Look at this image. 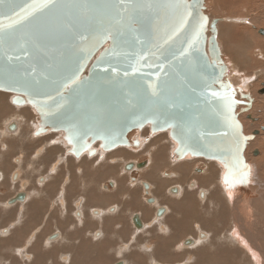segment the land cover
I'll use <instances>...</instances> for the list:
<instances>
[{"label":"water","instance_id":"95a60500","mask_svg":"<svg viewBox=\"0 0 264 264\" xmlns=\"http://www.w3.org/2000/svg\"><path fill=\"white\" fill-rule=\"evenodd\" d=\"M204 1L51 0L24 18L34 0H0V92L35 109L41 131L63 134L76 156L126 147L150 125L169 131L178 160L217 161L225 192L249 194L244 150L256 132L244 137L235 111L252 99L220 83L222 19L209 23Z\"/></svg>","mask_w":264,"mask_h":264},{"label":"flooded vegetation","instance_id":"af4514ba","mask_svg":"<svg viewBox=\"0 0 264 264\" xmlns=\"http://www.w3.org/2000/svg\"><path fill=\"white\" fill-rule=\"evenodd\" d=\"M0 106H1L0 107V146H1L0 147V264H24V263L29 264L30 261H31L30 264H36L38 262H39L38 264H43V263L44 264H57V263L63 264L64 262H65L64 264H68V263L70 264H98V263L99 264H115V263L117 264L118 263L119 264H140V262L141 264H174V263L176 264V261H179L180 259L189 260V261L184 262V264H203V262L205 261H209L212 263L213 260L216 261L218 260L217 258L222 256L221 252L219 251L220 249H218V247L215 246L214 244L210 245L209 247L203 245L205 243V240H207V238L209 237L208 235L210 234L207 232L208 229H205V227L200 226L201 222H197V223L192 222V219L190 218V216L187 213H183L181 211V209L183 208L186 211V207L189 204V202H185L183 205L181 203L182 197L184 198L185 194L190 195L191 193L194 195L201 196L203 195L202 192H205V191L202 190L201 192L195 189L196 182H197V180L195 179V176H194V179H192V182L188 183V185L185 187L186 184H184L182 180V176H181L182 169H180L179 171H176L174 169L169 168L171 164H177L181 161V160H178L175 155L170 154L171 161L166 163L164 166H159L157 163H152L153 161L149 159L147 156L140 157L139 159H137L136 157L131 158V156H134V155L131 154V156H129L127 154H123L122 151H120L116 155H113L114 157L111 156L112 151L108 153H97L94 156L82 155L79 157L71 153L70 148L65 145V143L63 142V134L55 133V132H42L41 130L44 129L42 126L38 127L39 132L28 131L26 124H27V120H30L31 118L30 116L32 114V110H30L31 108L29 106L19 105V104H13V105L12 104H4V105L0 104ZM4 107H5V110H4ZM12 108L13 109L15 108L14 110H16L17 115L15 111H13ZM10 110L12 113L11 115H10ZM19 111L20 113H18ZM5 113H8V115ZM21 113H25L23 114L24 117L20 116L22 115ZM2 114L3 115L5 114L6 118L5 116L3 118ZM14 115H16V117H14ZM9 117H11L10 122H9ZM22 118L23 120L21 121L20 119ZM4 119L7 121L5 122ZM2 121L4 122V124L2 123ZM19 126H20L21 131L19 130V128L17 131V127ZM23 128L24 130L26 129L25 132ZM1 131L3 134L1 133ZM22 131L25 133L26 137L23 136L24 133H22ZM258 131L257 130L253 131V133L256 132V134H254L255 136H253V139L251 141H253L254 138H256L259 135ZM6 132H8L9 134L8 133L6 134ZM31 132L34 135H32ZM42 134L43 135L45 134L46 137L43 136ZM136 136L137 135L134 134V132L129 134L128 144L130 142L131 149L132 150L137 149L140 152L141 150H143V147L147 145V142L144 141L145 139L143 137L138 135L139 137L137 136L136 138ZM33 138L35 141L30 140ZM38 138H39V143L37 141ZM42 138H44L45 140ZM138 138L141 141H139ZM41 139L45 144L46 143L48 144L50 143V144L43 145V142L40 141ZM30 143L31 144L33 143V144L31 145ZM35 143H37L39 146H37V144ZM34 146L35 147L37 146V148L35 149ZM49 146L51 148H49ZM127 146L120 147L119 150L123 148L124 151H127L128 149ZM28 147H33L35 151L32 148L28 149ZM61 148H63V150L59 151L61 150ZM41 149L43 150L41 151ZM49 149L50 151H48ZM30 150L31 151L33 150V151L31 152ZM58 151L61 152V154ZM47 152L49 154H47ZM259 152L260 151L255 148L252 151V154L254 155V153H257L254 156H258ZM31 153L33 154V156L31 155ZM117 155H118V158L117 157L115 158V156ZM55 157L57 159H55ZM106 158L108 161L106 160ZM83 159H84V162L82 161ZM79 160L82 162H78ZM34 161H37V162L34 163ZM93 161H94V164H93ZM68 162H70V164H68ZM86 162H89V164ZM33 163L36 164L37 166L35 165L36 166L35 167ZM41 164H43L44 166ZM74 165L76 167H74ZM41 166L43 170L41 169ZM62 166H64L65 169ZM102 166L103 168L105 167L106 168L102 170ZM165 166L166 168L164 169ZM203 166H204L203 164L200 165V163L197 162L192 174L196 175V174L203 173V171H205L206 169V167H203ZM98 167L99 169H97ZM120 167H121V170H117V169H120ZM155 167L157 169H155ZM46 168L47 169L50 168L48 169L49 171L48 170L46 171L45 170ZM55 168L56 170L54 172ZM67 168H69V170ZM93 169L95 171H93ZM146 169H149V170H146ZM31 170H34V171H31ZM62 170H63V175H62ZM43 171H46V172H43ZM97 171L99 172V174ZM154 171L156 173H154ZM157 171H158V175H157ZM84 172L85 173L87 172V174H85ZM177 172L179 174H177ZM53 173H55L57 177L54 176ZM48 174L50 175V177L48 176ZM70 175L72 176L69 177ZM73 176L75 177L73 178ZM154 176L156 178L159 176L160 179L159 178L156 179ZM54 177L56 178L55 182L52 181ZM141 177H143L144 179L143 178L141 179ZM95 178L100 181H97ZM114 179L116 180L114 181ZM179 179H180V182H179ZM84 180L87 182H85ZM148 181L150 182L148 183ZM154 182H157V183H154ZM33 183L35 184L34 186H32ZM45 183H48V184H45ZM66 183H67V186H66ZM150 183L155 184V185L151 186ZM62 185L64 186V188ZM132 186L134 187L132 188ZM37 187H40V188H37ZM185 188L187 190H184ZM42 189L45 192H41L43 191ZM50 189L51 191H49ZM182 191L184 192L189 191V192H186L184 194V192ZM182 194L183 196L177 198L178 196ZM140 198L142 199L141 201L142 203L139 202L141 200ZM157 199L159 200L156 201ZM35 201L36 202L40 201V204H37V203L34 204ZM178 204H179V207L180 206L182 207L181 209L178 207ZM142 207H144V209ZM148 207H149V210H148ZM170 207L172 209L174 208L173 210L175 212L179 208L180 209L179 214L177 212H176L177 214H175L174 211L170 209ZM150 208H151V211H150ZM150 212H152V214ZM180 214H182V216ZM184 214L186 215L183 216ZM145 217H147V219L149 217V219L146 220ZM163 218L164 219L168 218V219H165V221L163 222L161 221V220H164ZM171 219H172V222H169L171 221ZM143 220L145 222H143ZM161 222H163V224ZM96 223L97 225H95ZM124 223L126 224L128 223L127 225L130 228L126 227ZM155 223L158 224V226L155 225ZM181 224H182V227H181ZM178 225L180 226V229ZM116 226L117 228L114 229V227ZM147 226L149 227L151 226L150 228H153L151 229L152 232L150 231V228ZM153 226H156V227H153ZM170 226L171 228H168ZM183 226H185V228H183ZM128 228L131 229L132 232H130ZM146 229H148V231ZM185 230L189 232H186ZM129 232L131 234L133 233V235H131ZM149 232H151V234ZM103 233L105 236H103ZM141 234H143L142 237H141ZM108 235L110 238L108 237ZM137 236H139L140 239H137L139 238ZM211 236L212 234H210V237L208 239H210ZM139 240L140 241L142 240L143 242H140ZM97 241L100 243H97ZM102 241H105V243H103ZM46 242L48 243V245ZM54 242H57L55 243L56 245L53 244ZM199 242L202 244V246L200 245ZM157 244H158L159 249L157 247ZM48 246H50V248ZM52 246L54 249L52 248ZM62 246L63 247L66 246V247L63 248ZM124 246H127V247L124 248ZM32 248L34 249L33 250L34 252L32 251ZM90 249L93 252L90 251ZM125 253L126 255L124 256ZM135 253L137 255H135ZM74 255L75 256L81 255L80 257H82L83 259L80 258L79 256H78L79 258H77V256L75 257ZM59 256H60V259H59ZM37 257H38V260L36 259ZM40 257L43 259H41ZM128 257L131 262H129ZM133 257L134 259H132ZM144 258H146V260L143 263L142 260ZM62 260H65V261H62ZM137 261H139V263Z\"/></svg>","mask_w":264,"mask_h":264},{"label":"rangeland","instance_id":"374dc122","mask_svg":"<svg viewBox=\"0 0 264 264\" xmlns=\"http://www.w3.org/2000/svg\"><path fill=\"white\" fill-rule=\"evenodd\" d=\"M204 8V13L208 15V18H223L218 23H225L227 25H230L231 27L233 24H235L233 26V29L240 33L241 37L244 38L243 41L245 40L241 44L239 50H237L236 52L238 57H245V63L243 61H240V67L239 65L235 66L236 64L232 61L234 59L230 54V51L232 52V49L228 53H226V50L224 48H221V46L223 47V44L221 43L220 37L219 39H217V42L220 48L223 62L225 63V65L228 63L227 65L229 71L226 79L231 80L235 85L234 88H240L242 93L249 92V95L252 99V107L248 111H245L243 113L240 112V110L245 108L246 106L237 105L235 113L242 115L240 117V122L242 121L241 123L244 126V133L246 135H250L253 133V131L259 130V135L254 138L253 141L246 144L247 148H245L246 150L244 151V158L246 163H248V165L250 166L249 168L251 176V178L249 176V182L246 189L249 193L259 196V199L253 198L251 200H247L248 208H246V210H250L248 212L250 217L243 218V216H241V218L238 214H235L234 216V212L237 209H241V202H239L240 199L234 202V198L232 195L229 201L224 191L223 184L221 188V186L219 185L220 182L216 180V185L218 184V188L219 190H221V194L219 193V196L217 195L215 189L212 190L213 187L211 189H208V191L210 190V194L209 196H206V192H202V189H198L197 186H195V189L203 193V199L201 196L193 194L194 198L190 200L189 196L191 195L184 193L185 196L184 198H182L181 203L183 205L185 202H189L186 208H195L194 216H196V218L192 214L190 215L192 222L197 223L199 222V220L200 222L202 220H205L206 223L204 227L207 229L213 228V230H209L208 232L211 231V234L214 231L215 232L212 234V237L210 239L206 240L210 243L207 245V242H205L203 245L209 247L210 245L214 244L215 246H217L222 254V256L219 257L222 264H253L251 255L247 251L248 249L245 247L246 244L250 249L252 248L253 252H257L256 249L260 251L259 254L261 255V259H263L260 260V262L261 264H264V95L258 94V91L262 89L261 84L264 83V49L262 48L264 47V37L257 32V29H264V0H205ZM227 18L237 19L236 21L242 20L245 22L239 21L232 23L227 21ZM256 19H258V21ZM244 35L246 37H244ZM230 57L232 58V60ZM228 59L230 61H228ZM230 62L232 66L229 65ZM230 76L232 77V79H230ZM232 83H230L229 81V84ZM230 88L232 87L230 86ZM234 88H232L231 92H236L235 97L240 102H246L247 100L240 98L241 94H239ZM1 95L8 96V102H10L9 104H15L13 99L17 98V95L7 92L5 93L3 91L0 92V98ZM247 115L250 116V119L246 118ZM29 121H27V129H29L30 127L31 128L28 131L36 129L35 132H39L38 127L41 126L39 124L38 114L35 109L32 110L31 120ZM246 125H248V129L246 128ZM163 141L165 142L166 139H164ZM255 148L260 151L258 156H254L252 154V151ZM200 160L204 161L203 159ZM258 163L260 165H258ZM222 173L223 171L221 172V174ZM201 174H196L194 176L199 177L201 176ZM181 196H183V194L178 196L177 198ZM185 197L188 198V201H186ZM260 203L263 205H261ZM240 212H243V209H241ZM241 219L244 220L241 221ZM233 233H235L234 236L231 235ZM236 237H238V239ZM251 237H253V239ZM240 239L242 240L240 241ZM237 241L241 244H238ZM243 245L245 248L243 247L241 249ZM245 254H248V256ZM125 255L126 253L124 254V256ZM145 260L146 258L143 259V263L145 262ZM186 261L189 260L180 259L179 261H176V264H184V262ZM217 262L218 261L214 260L212 261V263L209 261H205L203 262V264H218Z\"/></svg>","mask_w":264,"mask_h":264},{"label":"bare ground","instance_id":"6f19581e","mask_svg":"<svg viewBox=\"0 0 264 264\" xmlns=\"http://www.w3.org/2000/svg\"><path fill=\"white\" fill-rule=\"evenodd\" d=\"M215 2V1H214ZM220 3V2H219ZM223 4V3H222ZM229 4V3H228ZM217 5V4H216ZM226 5V4H225ZM220 6V5H219ZM228 6V5H227ZM217 11V10H216ZM214 16V15H213ZM210 17V16H209ZM213 18H215V17H210L209 18V23H211V20L213 19ZM223 19V18H222ZM228 19V18H227ZM237 19H228L227 21H229V22H232V23H234V22H239V21H241V22H245V21H242V20H239V21H236ZM257 21H258V19H256ZM224 22V21H223ZM231 23V24H232ZM251 23V22H250ZM235 24H233L232 25V27L230 26V25H227V24H225V23H217V29H218V35H217V39H219V37H220V39H221V43L223 44V47L221 46V48L223 49H225L226 51V53H228L231 49H232V52L230 51V54H231V56L234 58L233 60H232V58H231V60L236 64L235 66H238L239 65V63H240V61H243L244 62V60H245V57H238V55L236 54V52H237V50H239V48H240V46H241V44L245 41H243V39L244 38H242L241 37V35H240V33L239 32H237V31H235V29H233V26H234ZM220 26V27H219ZM207 35H209V33H207ZM244 37H246L245 35H244ZM240 40H242V41H240ZM221 44V45H222ZM251 48V47H250ZM263 49H264V47H262ZM224 51V50H223ZM239 54V53H238ZM227 56V55H226ZM228 56H230V55H228ZM242 56V55H241ZM225 58V57H224ZM227 59V58H226ZM228 61H230L229 59H228ZM245 63V62H244ZM228 64V63H227ZM226 64V65H227ZM229 65H231V62L229 63ZM232 66V65H231ZM239 67H240V65H239ZM227 69L229 70V68H228V65H227ZM232 70V69H231ZM233 72V71H232ZM237 73V72H236ZM240 75V74H239ZM227 76H228V74H227ZM230 79H232V77L230 76ZM231 81V80H230ZM229 81H227L226 79H224V77L222 78V80L220 81V83L221 84H223V85H229V88H230V86L232 87V88H234L235 86H234V84H229L228 83ZM232 82V81H231ZM230 82V83H231ZM239 87V86H238ZM232 88H230V90H232ZM231 92V91H230ZM233 92V91H232ZM235 96H236V94H234ZM15 98V97H14ZM236 98V97H235ZM13 99V98H12ZM237 99V98H236ZM14 100V99H13ZM238 100V99H237ZM12 101V100H11ZM10 102H8V96H6V95H1V98H0V104H9ZM13 105V104H12ZM240 105V104H239ZM10 106V105H9ZM8 106V107H9ZM1 107V106H0ZM17 107V106H16ZM13 109V108H12ZM11 109V110H12ZM15 109V108H14ZM13 109V111H15V113H16V115H17V112H16V110H14ZM4 110H5V107H4ZM4 110H2V111H4ZM11 110H10V115L12 114L11 113ZM31 110V109H30ZM7 111H9V110H7ZM6 111V112H7ZM18 113H20V111L18 112ZM5 114H7L8 115V113H5ZM5 114L3 115L2 114V116H3V118H4V116H5ZM22 115H20V116H23V114H25V113H21ZM16 115H14V117H16ZM239 114H237V119L240 121V117L242 116V115H239ZM245 115H246V113H245ZM1 116V117H2ZM18 116H19V114H18ZM20 116H19V118H20ZM14 117H12V118H14ZM24 117V116H23ZM31 117V116H30ZM5 118H6V116H5ZM10 118L11 117H9V122H10ZM35 118H37V117H35ZM14 119H16V118H14ZM18 120V119H17ZM21 121L23 120V118L22 119H20ZM25 120H27V119H25ZM30 120H31V118H30ZM4 121L6 122L7 120H5L4 119ZM19 121V120H18ZM27 121H29V120H27ZM8 122V123H9ZM30 122V121H29ZM242 122V121H241ZM240 122V123H241ZM2 123L4 124V122L2 121ZM31 123H32V121H31ZM30 123V124H31ZM244 123V122H243ZM14 124H15V122H14ZM18 124V123H17ZM25 124V123H24ZM28 124V123H27ZM26 124V125H27ZM7 125V124H6ZM22 125V124H21ZM17 126V125H16ZM32 126V125H31ZM34 126V125H33ZM148 126H150V125H146V127H143L140 131H136V132H134V134H136L137 136L139 135V136H141V137H143L144 139V141L145 142H147V145L145 146V147H143V150H141L140 152L137 150V149H134V150H132L131 149V145H130V142H129V144H128V146H127V151H124V149L123 148H121V150H119V148H116V150H114V151H112L111 153H112V155L111 156H113V155H116V154H118L120 151H122V153L123 154H127V155H129V156H131V154L132 155H134V156H131V158H137V159H139L140 157H148L149 159H151L153 162L152 163H157L159 166H164L166 163H168L169 161H171V159H170V154H173V150L176 148V142H175V140L173 139V137L172 136H170V134L168 133L169 131H165V132H156V133H154V134H152V133H150V128L148 127ZM247 127V129H248V125H246ZM7 127V126H6ZM22 127H24V126H22ZM29 127V126H28ZM18 128H19V130H20V126L19 127H17V131H18ZM31 128V127H30ZM29 128V129H30ZM35 128V127H34ZM28 129V130H29ZM23 130H24V128H23ZM26 130V129H25ZM25 130H24V132H25ZM34 130V132H35V130L36 129H32V131ZM7 131V130H6ZM21 131V130H20ZM39 131V130H38ZM10 132V131H9ZM23 131H22V133H24ZM245 131H244V126H243V132H242V134H243V136L245 137V133H244ZM1 133H2V131H1ZM8 132H6V134H7ZM15 133V132H14ZM13 133V134H14ZM32 133V132H31ZM3 134V133H2ZM5 134V133H4ZM9 134V133H8ZM17 134H19V133H17ZM49 134V133H48ZM53 134V133H52ZM52 134H50V135H52ZM131 134V133H130ZM29 135V134H28ZM32 135H34L33 133H32ZM43 135V134H42ZM54 135V134H53ZM5 136V135H4ZM23 136L24 137H26V135H25V133L23 134ZM30 136H31V134H30ZM43 136H45V134L43 135ZM57 136V135H56ZM137 136H136V138H137ZM138 136V137H139ZM34 137V136H33ZM46 137V136H45ZM54 137V136H53ZM53 137H51V138H53ZM6 138V137H5ZM36 138V137H35ZM128 138V137H127ZM132 138H133V136H132ZM26 139V138H25ZM42 139H44V138H42ZM42 139L40 140V141H42ZM50 139V138H49ZM139 139V138H138ZM164 139H166V141L164 142L163 140ZM30 140H34V138L33 139H30ZM37 140V139H36ZM45 140V139H44ZM47 140V139H46ZM35 141V140H34ZM38 143H39V138H38ZM36 141V142H37ZM49 141V140H48ZM47 141V142H48ZM52 141V140H51ZM136 141H137V139H136ZM139 141H141L140 139H139ZM249 141H251V140H247L246 141V143L247 142H249ZM43 142V141H42ZM57 142V141H56ZM52 143V142H51ZM27 144V143H26ZM31 144V143H30ZM29 144V145H30ZM33 144V143H32ZM31 144V145H32ZM35 144H37V143H35ZM45 143L43 142V145H44ZM46 144H48V143H46ZM45 144V145H46ZM50 144V143H49ZM48 144V145H49ZM56 144V143H55ZM28 145V144H27ZM30 145V146H31ZM42 145V146H43ZM57 145V144H56ZM255 145V144H254ZM37 146H39L38 144H37ZM37 146L35 147L34 146V148L36 149L37 148ZM50 146H52V145H50ZM49 146V148H51ZM58 146V145H57ZM245 146L247 147V145L245 144ZM258 146V145H257ZM1 147V146H0ZM23 147V146H22ZM40 147H41V145H40ZM59 147V146H58ZM61 147V146H60ZM245 147V148H246ZM34 149L33 147H28V149ZM46 148H47V146H46ZM35 149H34V151H35ZM43 149H44V147H43ZM43 149H41V151L43 150ZM59 149V148H58ZM63 150V148H61V150H59V151H62ZM246 150V149H245ZM244 150V151H245ZM31 151V150H30ZM30 151H28V152H30ZM33 151V150H32ZM31 151V152H32ZM48 151H50V149L48 150ZM58 151V152H59ZM66 151V150H65ZM55 152V151H54ZM60 154H61V152H59ZM65 153V152H64ZM45 154V153H44ZM47 154H49L48 152H47ZM51 154V153H50ZM53 154V153H52ZM56 154H57V152H56ZM29 155H30V153H29ZM31 155L33 156V154L31 153ZM121 155V154H120ZM18 156V155H17ZM47 156V155H46ZM55 156V155H54ZM57 156V155H56ZM61 156V155H60ZM64 156V155H63ZM68 156V155H67ZM85 156V155H84ZM50 157V156H49ZM114 157V156H113ZM118 158V155L117 156H115V158ZM120 157V156H119ZM33 158V157H32ZM68 158V157H67ZM67 158H66V160H67ZM76 158V157H75ZM109 158V157H108ZM114 158V159H115ZM126 158H128V157H126ZM45 159V158H44ZM55 159H57L56 157H55ZM55 159H54V161H55ZM59 159V158H58ZM71 159V158H70ZM125 159V158H124ZM33 160V159H32ZM47 160V159H46ZM50 160H52V159H50ZM75 160V159H74ZM73 160V161H74ZM80 160H81V158H80ZM78 161V162H84V159L82 160V161ZM88 160V159H87ZM86 160V161H87ZM95 160V159H94ZM106 160H107V158H106ZM198 160H199V163H200V165L201 164H203L204 166L203 167H206V169H205V171L201 174V176H199V177H196L195 176V179L197 180V182H196V186H197V188L198 189H202V190H204L205 192H206V196H209V194H210V190L208 191V189H211L212 187V190L213 189H215V191H216V193H217V195L219 196V193L221 194V190H219V188H218V184L216 185V183H217V181H219L220 183H219V185L221 186V188H222V183H221V172L223 171V168L221 167L222 166V164L221 163H219V162H217V161H208V160H204V161H201L200 159H197V158H195V157H192V156H190V157H184V158H181V161L179 162V163H177V164H171L170 166H169V168L170 169H174V170H176V171H179L180 169H182V180H183V182H184V184H186L185 185V187L188 185V183H190V182H192V179H194V175L193 174H191L192 172H193V170H194V168H195V165H196V163L198 162ZM40 161V160H39ZM63 161V160H62ZM91 161V160H90ZM100 161V160H99ZM108 161V160H107ZM173 161V160H172ZM35 162H37V161H34V163ZM44 162V161H43ZM50 162H52V161H50ZM177 162H178V160H177ZM33 163V164H34ZM62 163V162H61ZM61 163H60V165H61ZM86 163H88L89 164V162H86ZM151 163V164H152ZM44 164V163H43ZM43 164H41V165H43ZM49 164V163H48ZM63 164V163H62ZM66 164H67V162H66ZM68 164H70V162H68ZM74 164V163H73ZM73 164H72V166H73ZM83 164V163H82ZM82 164H80V165H82ZM93 164H94V161H93ZM105 164V163H104ZM31 165V164H30ZM36 164H34V166H35ZM45 165V164H44ZM43 165V166H44ZM46 165H47V163H46ZM51 165V164H50ZM49 165V166H50ZM86 165V164H85ZM258 165H260L259 163H258ZM28 166V165H27ZM26 166V167H27ZM37 166V165H36ZM35 166V167H36ZM107 166V165H106ZM152 166V165H151ZM46 167V166H45ZM63 168H64V166H62ZM68 167V166H67ZM71 167V166H70ZM74 167H76L75 165H74ZM81 167V166H80ZM90 167V166H89ZM92 167V166H91ZM110 167V166H109ZM108 167V168H109ZM31 168V167H30ZM58 168H59V166H58ZM72 168V167H71ZM70 168V169H71ZM78 168V167H77ZM83 168V167H82ZM106 168V167H105ZM105 168H103V166H102V170L103 169H105ZM118 168V167H117ZM149 168V167H148ZM166 168V166L164 167V169ZM41 169H42V166H41ZM48 169H50V168H48ZM47 168L45 169L46 171L48 170ZM65 169V168H64ZM68 170H69V168H67ZM76 169V168H75ZM95 169V168H94ZM93 169V171H95ZM97 169H99V167L97 168ZM115 169V168H114ZM155 169H157L156 167H155ZM257 169V168H256ZM43 170V169H42ZM55 170H56V168L54 169V172H55ZM58 170V169H57ZM117 170H121V167H120V169H117ZM145 170V169H144ZM146 170H149V169H146ZM151 170V169H150ZM259 170V169H258ZM31 171H34V170H31ZM46 171H43V172H46ZM49 171V170H48ZM59 171H60V169H59ZM92 171V170H91ZM114 171V170H113ZM159 171V170H158ZM158 171H157V175H158ZM176 171H175V173H176ZM81 172H83V171H81ZM98 172V171H97ZM96 172V173H97ZM115 172H116V170H115ZM118 172V171H117ZM142 172H144V171H142ZM164 172V171H163ZM174 172V171H173ZM73 173V172H72ZM77 173V172H76ZM75 173V174H76ZM85 173V172H84ZM110 173V172H109ZM114 173V172H113ZM154 173H156L155 171H154ZM153 173V174H154ZM54 174V176H56V174L55 173H53ZM59 174H61V173H59ZM65 174V173H64ZM69 174H71V173H69ZM85 174H87V172L85 173ZM88 174H89V172H88ZM98 174H99V172H98ZM123 174V173H122ZM142 174H144V173H142ZM162 174V173H161ZM177 174H179L178 172H177ZM37 175V174H36ZM62 175H63V170H62ZM72 175H74V174H72ZM72 175H70L69 177H71ZM78 175V174H77ZM118 175V174H117ZM32 176V175H31ZM30 176V177H31ZM48 176L50 177V175L48 174ZM109 176V175H108ZM127 176H129V175H127ZM140 176H142V175H140ZM173 176H174V174H173ZM175 176H177V175H175ZM29 177V178H30ZM48 177V178H49ZM57 177V176H56ZM68 177V178H69ZM75 176H73V178H74ZM81 177V176H80ZM112 177V176H111ZM116 177V176H115ZM125 177V176H124ZM155 177V176H154ZM33 178V177H32ZM53 178V177H52ZM64 178V177H63ZM109 178V177H108ZM107 178V179H108ZM113 178V177H112ZM120 178H121V176H120ZM140 178V177H139ZM143 177H141V179H142ZM146 178V177H145ZM156 178V177H155ZM157 178H159V176L157 177ZM156 178V179H157ZM250 178H251V176H250ZM70 179H72V178H70ZM80 179V178H79ZM83 179V178H82ZM84 179H85V177H84ZM96 179V178H95ZM101 179H102V177H101ZM105 179V178H104ZM111 179V178H110ZM128 179V178H127ZM144 179V178H143ZM154 179V178H153ZM153 179H151V180H153ZM160 179V178H159ZM181 179V178H180ZM180 179H179V182H180ZM30 180V179H29ZM69 180V179H68ZM78 180V179H77ZM97 180V179H96ZM109 180V179H108ZM116 179H114V181H115ZM121 180V179H120ZM175 180V179H174ZM187 180H188V182H187ZM217 180V181H216ZM36 181V180H35ZM49 181V180H48ZM52 181H56V178L54 177V179L52 180ZM60 181H61V179H60ZM70 181V180H69ZM68 181V182H69ZM72 181V180H71ZM73 181H74V179H73ZM85 181V180H84ZM97 181H100V180H97ZM105 181V180H104ZM111 181H113V180H111ZM198 181H200V182H198ZM62 182H63V180H62ZM78 182V181H77ZM82 182V181H81ZM85 182H87V181H85ZM117 182V181H116ZM127 182V181H126ZM137 182H138V180H137ZM143 182V181H142ZM150 181H148V183H149ZM170 182V181H169ZM35 183V182H34ZM33 183V185L32 186H34L35 184ZM74 183V182H73ZM101 183V182H100ZM152 183V182H151ZM150 183V184H151ZM154 183H157V182H154ZM171 183V182H170ZM45 184H48V183H45ZM53 184V183H52ZM57 184H58V182H57ZM56 184V185H57ZM61 184V183H60ZM98 184H99V182H98ZM102 184V183H101ZM100 184V185H101ZM165 184H167V183H165ZM174 184V183H173ZM177 184V183H176ZM179 184H181V183H179ZM183 184V185H184ZM55 185V186H56ZM64 185H65V183H64ZM137 185V184H136ZM139 185V184H138ZM154 186L155 184H151V186ZM172 185V184H171ZM63 186V185H62ZM66 186H67V183H66ZM158 186V185H157ZM168 186H169V184H168ZM167 186V187H168ZM219 186V187H220ZM48 187V186H47ZM74 187V186H73ZM78 187V186H77ZM131 187V186H130ZM134 186H132V188H133ZM156 187V186H155ZM37 188H40V187H37ZM44 188H46V187H44ZM50 188V187H49ZM63 188H64V186H63ZM163 188H165V187H163ZM172 188V187H171ZM206 188V189H205ZM223 188H224V185H223ZM155 189V188H154ZM153 189V190H154ZM182 189V188H181ZM43 190V189H42ZM137 190H139V189H137ZM152 190V191H153ZM160 190V189H159ZM184 190H187L186 188L184 189ZM47 191V190H46ZM49 191H51V189L49 190ZM64 191V190H63ZM124 191V190H123ZM152 191H151V193H152ZM161 191V190H160ZM225 191V190H224ZM6 192V191H5ZM34 192V191H33ZM41 192H45L44 190L43 191H41ZM139 192V191H138ZM157 192V191H156ZM182 192H184V191H182ZM230 192V191H229ZM227 193V192H225L226 193V195H227V197H228V199H229V201H230V199H231V197H232V195H233V198H234V202L236 201V200H238V199H240V201L239 202H241V209H243V212H240V210L241 209H237L235 212H234V216H235V214H238L240 217L241 216H243V218L244 217H250L249 216V211L250 210H246V208H248V204H247V200H251V199H253V198H258L259 196H253L252 195V193H249V194H244V195H240L238 192H233V193ZM244 192H247V189H246V187L245 188H243L242 189V192L241 193H244ZM53 193V192H52ZM70 193V192H69ZM126 193V192H125ZM161 193V192H160ZM184 193H186V192H184ZM215 193V194H216ZM30 194V193H29ZM46 194V193H45ZM50 194H51V192H50ZM54 194V193H53ZM63 194V193H62ZM159 194V193H158ZM213 194V193H212ZM32 195V194H31ZM38 195V194H37ZM128 195V194H127ZM130 195V194H129ZM136 195H138V194H136ZM151 195V194H150ZM190 195L192 196H189V199L190 200H192L193 198H194V195L193 194H191L190 193ZM45 196V195H44ZM123 196H125V195H123ZM152 196V195H151ZM154 196H155V194H154ZM29 197H30V195H29ZM46 197V196H45ZM138 197V196H137ZM187 197H188V195H187ZM33 198V197H32ZM109 198V197H108ZM129 198V197H128ZM131 198H133V197H131ZM154 198V197H153ZM157 198V197H156ZM155 198V199H156ZM160 198V197H159ZM164 198H165V196H164ZM183 198V197H182ZM186 198V197H185ZM208 198V197H207ZM207 198H206V200H207ZM211 198V197H210ZM29 199V198H28ZM40 199V198H39ZM141 199V198H140ZM163 199V198H162ZM259 199V198H258ZM45 200V199H44ZM144 200V199H143ZM159 199H157L156 201H158ZM186 200H187V198H186ZM138 201H139V199H138ZM142 201V199L139 201V202H141ZM161 201V200H160ZM188 201V200H187ZM212 201V200H211ZM261 201V200H260ZM208 202V201H207ZM26 203V202H25ZM31 203H33V202H31ZM40 204V201L39 202H36L35 201V203L34 204ZM142 203V202H141ZM140 203V204H141ZM160 203V202H159ZM163 203H164V201H163ZM166 203V202H165ZM171 203H172V201H171ZM178 203V202H177ZM176 203V204H177ZM158 204V203H157ZM192 204V203H191ZM210 204V203H209ZM220 204V203H219ZM261 204V203H260ZM159 205V204H158ZM261 205H263V204H261ZM32 206V205H31ZM34 206V205H33ZM73 206V205H72ZM140 206V205H139ZM163 206V205H162ZM168 206V205H167ZM145 207V206H144ZM144 207H142L143 209H144ZM172 207V206H171ZM170 207V209H172ZM264 207V206H263ZM32 208V207H31ZM147 208V207H146ZM168 208V207H167ZM180 209L182 208L181 206L179 207ZM177 209V213L179 214V212H180V209ZM174 209V208H173ZM172 209V210H173ZM262 209V208H261ZM148 210H149V207H148ZM140 211H141V209H140ZM139 211V212H140ZM144 211H146V210H144ZM150 211H151V208H150ZM154 211V210H153ZM174 211V210H173ZM181 211L183 212V213H187L189 216L192 214L193 216L195 215V208H189V209H187L186 208V211H185V209L183 208V209H181ZM214 211V210H213ZM175 211H174V213L175 214H177ZM142 213V212H141ZM146 213V212H145ZM151 214H152V212H150ZM149 213V214H150ZM170 213V212H169ZM174 213H172V214H174ZM171 214V213H170ZM54 215V214H53ZM148 215V214H147ZM181 216H182V214H180ZM186 214H184L183 216H185ZM150 216H152V215H150ZM149 216V217H150ZM175 216V215H174ZM179 216V215H178ZM181 216H180V218H181ZM71 217V216H70ZM149 217H148V219H149ZM169 217V216H168ZM195 218H196V216H194ZM193 217V218H194ZM23 218V217H22ZM151 218V217H150ZM183 218V217H182ZM242 218V217H241ZM145 219L146 220H148L147 219V217H145ZM152 219V218H151ZM164 219V218H163ZM165 219H168V218H165ZM165 219L164 220H161V221H165ZM88 220V219H87ZM92 220V219H91ZM244 219H241V221H243ZM93 221V220H92ZM151 221V220H150ZM169 221V220H168ZM179 221V220H178ZM177 221V222H178ZM197 221V220H196ZM73 222V221H72ZM143 222H145L144 220H143ZM163 222H161L162 224H163ZM169 222H172V219H171V221H169ZM169 222H168V224H169ZM177 222H175V223H177ZM199 222H200V220H199ZM61 223V222H60ZM152 223V222H151ZM157 223V222H156ZM155 223V225H157L158 226V224H156ZM180 223H181V221H180ZM196 223V222H195ZM205 223H206V221L205 220H202L201 221V225L200 226H202V227H204V225H205ZM90 224H91V222H90ZM111 224V223H110ZM109 224V225H110ZM125 225H126V227H129L126 223H124ZM167 224V225H168ZM184 224V223H183ZM217 224V223H216ZM95 225H97V223L95 224ZM116 225V224H115ZM152 225V224H151ZM154 225V224H153ZM165 225V224H164ZM163 225V226H164ZM166 225V226H167ZM192 225V224H191ZM179 226V225H178ZM193 226H194V224H193ZM199 226V225H198ZM199 226V227H200ZM99 227V226H98ZM147 227H149V226H147ZM151 227V226H150ZM149 227V228H150ZM153 227H156V226H153ZM177 227V226H176ZM181 227H182V224H181ZM201 227V228H202ZM80 228V227H79ZM115 228H117V226L116 227H114V229ZM120 228V227H119ZM130 228V227H129ZM128 228V229H129ZM148 228V229H149ZM158 228V227H157ZM168 228H171V226L170 227H168ZM183 228H185V226H183ZM105 229V228H104ZM125 229H127V228H125ZM148 229H146L147 231H148ZM151 229H153V228H150V231H151ZM179 229H180V226H179ZM203 229V228H202ZM205 229H207V228H205ZM89 230V229H88ZM130 230V232H132L131 231V229H129ZM145 230V231H146ZM168 230V229H167ZM191 230V229H190ZM209 230H213V228H208V230H207V232L209 231ZM103 231V230H102ZM112 231H114V230H112ZM117 231V230H116ZM144 231V232H145ZM154 231V230H153ZM169 231V230H168ZM168 231H166V232H168ZM183 231V230H182ZM186 231V230H185ZM203 231V230H202ZM105 232V231H104ZM123 232V231H122ZM122 232H120V233H122ZM128 232V231H127ZM127 232H126V234H127ZM129 232V233H130ZM152 232V231H151ZM151 232H149L150 234H151ZM186 232H189V231H186ZM211 232V231H210ZM210 232H208V233H210ZM213 232V231H212ZM215 232V231H214ZM213 232V233H214ZM64 233V232H63ZM98 233V232H97ZM146 233V232H145ZM181 233H183V232H181ZM195 233V232H194ZM212 233V234H213ZM102 234V233H101ZM108 234V233H107ZM131 234V233H130ZM211 234V233H210ZM210 234L208 235L209 237H210ZM92 235V234H91ZM118 235V234H117ZM124 235V234H123ZM131 235H133V233L131 234ZM142 235L143 234H141V237H142ZM147 235V234H146ZM188 235V234H187ZM232 236H234L235 235V233H233V234H231ZM254 235V234H253ZM103 236H105L104 235V233H103ZM127 236V235H126ZM125 236V237H126ZM129 236V235H128ZM140 236V235H139ZM139 236H137V237H139ZM207 236V237H208ZM215 236V235H214ZM213 236V237H214ZM54 237V236H53ZM78 237V236H77ZM94 237V236H93ZM106 237H107V235H106ZM108 237H109V235H108ZM136 237V238H137ZM152 237V236H151ZM208 237V238H209ZM212 237V236H211ZM238 237H240V236H238ZM238 237H236L237 239H238ZM42 238V237H41ZM61 238V237H60ZM110 238V237H109ZM128 238V237H127ZM169 238H170V236H169ZM191 238H193V237H191ZM208 238H207V240H208ZM252 239H253V237H251ZM137 239H140V237L139 238H137ZM136 239V240H137ZM151 239V238H150ZM194 239H195V237H194ZM204 239H206V238H204ZM40 240V239H39ZM48 240V239H47ZM128 240V239H127ZM127 240H126V242H127ZM130 240V239H129ZM134 240H135V238H134ZM156 240V239H155ZM201 240V239H200ZM199 240V241H200ZM203 240V239H202ZM242 239H240V241H241ZM64 241V240H63ZM98 241H100V240H98ZM97 241V243H100V242H98ZM108 241V240H107ZM123 241V240H122ZM140 241V240H139ZM162 241V240H161ZM160 241V242H161ZM93 242V241H92ZM96 242V241H95ZM103 243H105V241H102ZM102 242H101V244H102ZM137 242V241H136ZM140 242H143L142 240L140 241ZM139 242V243H140ZM154 242V241H153ZM189 242V241H188ZM205 242H207L206 240H205ZM238 242V241H237ZM244 242V241H243ZM47 243V242H46ZM55 243H57V242H54L53 244H55ZM84 243V242H83ZM91 243V242H90ZM94 243V242H93ZM93 243H92V245H93ZM108 243V242H107ZM125 243V242H124ZM133 243H135V242H133ZM178 243V242H177ZM200 243V242H199ZM210 242H207L206 244L208 245ZM249 243V242H248ZM52 244V243H51ZM59 244V243H58ZM127 244V243H126ZM136 244H138V243H136ZM168 244V243H167ZM166 244V245H167ZM205 244V245H206ZM220 244V243H219ZM238 244H241V243H239L238 242ZM47 245H48V243H47ZM56 245V244H55ZM98 245V244H97ZM113 245V244H112ZM130 245H131V243H130ZM169 245V244H168ZM200 245L202 246V244L200 243ZM245 245V244H244ZM244 245L241 247V249L244 247ZM250 245V244H249ZM38 246H40V245H38ZM46 246V245H45ZM54 246V245H53ZM53 246H52V248H53ZM108 246V245H107ZM110 246V245H109ZM192 246H193V244H192ZM241 246V245H240ZM24 247V246H23ZM34 247V246H33ZM49 248H50V246H48ZM63 247V246H62ZM66 247V246H65ZM65 247H63V248H65ZM87 247H89V246H87ZM102 247V246H101ZM125 247H127V246H124V248ZM157 247H158V244H157ZM169 247V246H168ZM245 247L248 249L247 251L250 253V255H251V258H252V263L253 264H261V262H260V260H263V259H261V255L259 254L260 253V251L258 250V249H256L257 250V252H253L252 251V248L250 249L248 246H247V244L245 245ZM244 247V248H245ZM31 248V247H30ZM96 248V247H95ZM54 249V248H53ZM85 249H87V248H85ZM99 249V248H98ZM158 249H159V247H158ZM166 249V248H165ZM34 249L32 248V251H33ZM89 250V249H88ZM103 250V249H102ZM127 250V249H126ZM254 250V249H253ZM6 251V250H5ZM31 251V250H30ZM57 251H58V249H57ZM62 251V250H61ZM90 251H92L91 249H90ZM95 251V250H94ZM153 251H155V250H153ZM245 251H246V249H245ZM255 251V250H254ZM34 252V251H33ZM93 252V251H92ZM99 252V251H98ZM102 252V251H101ZM135 252V251H134ZM150 252H151V250H150ZM149 252V253H150ZM201 252V251H200ZM88 253V252H87ZM131 253V252H130ZM129 253V254H130ZM140 253V252H139ZM138 253V254H139ZM167 253V252H166ZM233 253V252H232ZM32 254V253H31ZM34 254V253H33ZM39 254V253H38ZM37 254V255H38ZM151 254V253H150ZM155 254V253H154ZM35 255V254H34ZM60 255V254H59ZM85 255V254H84ZM135 255H137L136 253H135ZM156 255V254H155ZM194 255V254H193ZM245 255H247L248 256V254H245ZM39 256V255H38ZM75 256V255H74ZM77 256V255H76ZM75 256V257H76ZM79 257L81 256V255H78ZM77 256V258H79ZM133 256H134V254H133ZM143 256V255H142ZM142 256H141V258H142ZM207 256V255H206ZM44 257V256H43ZM98 257V256H97ZM123 257V256H122ZM168 257H169V255H168ZM219 257V256H218ZM25 258V257H24ZM41 258V257H40ZM80 258H82V257H80ZM127 258V257H126ZM131 258V257H130ZM164 258H165V256H164ZM166 258H167V256H166ZM193 258V257H192ZM37 260H38V257L36 258ZM36 259H35V261H36ZM41 259H43V258H41ZM59 259H60V256H59ZM69 259V258H68ZM83 259V258H82ZM105 259V258H104ZM132 259H134V257L132 258ZM218 260H216V261H218L217 263L218 264H222L221 263V259L220 258H217ZM29 260V259H28ZM34 260V259H33ZM32 260V261H33ZM93 260H94V258H93ZM128 260H129V262H131L130 261V259H129V257H128ZM137 260V259H136ZM158 260V259H157ZM27 261V260H26ZM62 261H65V260H62ZM135 261V260H134ZM140 261V260H139ZM139 261H137L138 263H139ZM143 261V260H142ZM166 261V260H165ZM28 262V261H27ZM81 262V261H80ZM136 262V263H137ZM167 262V261H166ZM264 262V261H263ZM262 262V263H263ZM29 263V262H28ZM30 263H31V261H30ZM29 263V264H30ZM39 263V262H38ZM38 263H36V264H38ZM43 263V262H42ZM65 263V262H64ZM63 263V264H64ZM66 263H68V262H66ZM216 263V262H215ZM25 264V263H24ZM27 264V263H26ZM44 264V263H43ZM58 264V263H57ZM68 264H70V263H68ZM99 264V263H98ZM115 264H117V263H115ZM119 264V263H118ZM140 264H141V262H140Z\"/></svg>","mask_w":264,"mask_h":264},{"label":"snow or ice","instance_id":"6c2138e0","mask_svg":"<svg viewBox=\"0 0 264 264\" xmlns=\"http://www.w3.org/2000/svg\"><path fill=\"white\" fill-rule=\"evenodd\" d=\"M51 0H34L33 4L28 6L27 9H25V17L27 18L28 15H31L33 11L40 10L44 7H48Z\"/></svg>","mask_w":264,"mask_h":264}]
</instances>
